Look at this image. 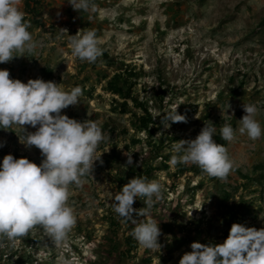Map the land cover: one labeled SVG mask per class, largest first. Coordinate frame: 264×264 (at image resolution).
<instances>
[{
    "label": "rangeland",
    "instance_id": "1",
    "mask_svg": "<svg viewBox=\"0 0 264 264\" xmlns=\"http://www.w3.org/2000/svg\"><path fill=\"white\" fill-rule=\"evenodd\" d=\"M27 1L21 8L36 47L25 56L14 53L0 69L25 83L49 81V69L65 90L81 86L80 101L62 114L93 119L110 138L98 147L103 163H95L92 176L70 185L77 222L68 237L56 243L36 226L15 241L0 239V264H179L192 242L223 243L233 223L264 228V136L251 140L238 132L248 103L257 105L264 127V0H92L94 12L74 10L67 0H31L35 12H29ZM59 28L71 35L95 29L103 55L93 63L73 58L67 36L56 39ZM140 104L150 114L149 131L140 127L146 114ZM177 105L187 122L169 121L165 128L162 112ZM209 121L215 140L225 123L237 130L224 144L234 161L225 180L196 164L169 163L172 144L194 139ZM21 135L17 125L0 129V161L12 154L39 165L40 150L27 148ZM125 153L133 158L126 167ZM136 176L164 186L151 210L162 233L160 252L143 248L131 234L134 225L112 207L113 194ZM144 199L136 198L133 208L144 207Z\"/></svg>",
    "mask_w": 264,
    "mask_h": 264
},
{
    "label": "clouds",
    "instance_id": "2",
    "mask_svg": "<svg viewBox=\"0 0 264 264\" xmlns=\"http://www.w3.org/2000/svg\"><path fill=\"white\" fill-rule=\"evenodd\" d=\"M67 2L77 11L96 10L92 0ZM21 4L22 0H0V63L17 57L16 52L25 56V52L31 53L36 47L28 30L30 21L25 20ZM59 29L56 39L67 36L73 58L93 63L103 55L104 49L95 29H80L74 35L69 34L67 28ZM59 51L67 54L64 48ZM82 94L79 85L65 90L58 83L42 78L28 79L25 83L10 78L9 70L0 69V129L19 126L22 130L19 141L27 148L35 146L43 157L39 165L12 154H6L0 161V239L15 241L41 226L52 241L60 243L75 226L77 218L68 203L70 185L80 186L85 177L92 176L95 163H103V152L97 155L98 147L110 138L95 120L79 121L62 114L63 109L77 104ZM177 107L162 112L161 122L165 128L171 126L169 121L187 122L186 116L176 111ZM242 107L245 114L239 120V134H246L251 140L264 136V127L256 118L257 105L248 103ZM25 125L36 130L29 132ZM236 131L231 124L225 123L220 135L231 142ZM215 133L216 128L209 121L194 139H181L172 144L170 165L196 164L209 176L227 179L234 161L227 147L216 142ZM3 146L0 142V147ZM125 155V167L132 165L131 153ZM163 188L156 179L136 176L113 194L112 202L122 222L134 225L131 234L136 241L145 249L159 252L163 247L159 242L162 233L151 210L163 199ZM138 197L145 198V206L137 210L133 203ZM190 247L192 250L182 255L179 264H264V228L233 223L223 243L192 242ZM63 264H71V261L64 260Z\"/></svg>",
    "mask_w": 264,
    "mask_h": 264
},
{
    "label": "trees",
    "instance_id": "3",
    "mask_svg": "<svg viewBox=\"0 0 264 264\" xmlns=\"http://www.w3.org/2000/svg\"><path fill=\"white\" fill-rule=\"evenodd\" d=\"M38 2H39V0H34L33 4H35V3L37 4ZM25 5H26V7H27V9H28L29 12H35V9H34L33 7H31V0H28V1L26 2ZM105 57H106V59H108L107 56H105ZM44 73H45V76H46L47 79H49V80H51V81L54 80L51 70L46 69V70H44ZM130 75H132V72H130ZM109 88H110L115 94H118V95H124V90H123V88L117 86V85L114 83V81H110V82H109ZM140 106H141L142 108H144L145 113H146L145 116L140 117V119H139L140 127H141L142 129L146 130V131H149V130H148V129H149V128H148V123H149V121H151V119H150V114H148L147 109H146L142 104H140ZM149 134H152V133L149 132ZM216 142H217V143H220V144H223V145L225 144V140L222 139L221 135H217V137H216ZM148 173H149V170L145 171V172H144V175L148 176ZM127 253H128V251H127Z\"/></svg>",
    "mask_w": 264,
    "mask_h": 264
}]
</instances>
